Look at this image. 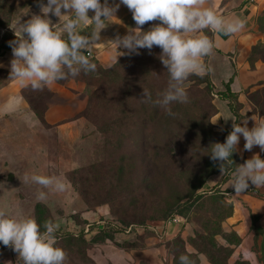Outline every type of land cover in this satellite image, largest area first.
<instances>
[{
    "label": "rangeland",
    "instance_id": "374dc122",
    "mask_svg": "<svg viewBox=\"0 0 264 264\" xmlns=\"http://www.w3.org/2000/svg\"><path fill=\"white\" fill-rule=\"evenodd\" d=\"M40 14L37 0H0V209L33 218L41 231L45 221L57 224L65 264H180L181 255L192 264H264V207L255 209L224 188L237 158L223 175L210 159L211 145L225 142L227 127L226 102L214 84L191 75L184 84L188 102L171 104V116L142 99L143 89L155 100L168 86L161 48L139 49L110 66L86 52L96 70L57 81L85 83L86 107L65 123L44 119L49 86H21L10 104L2 102L4 88L16 81L9 79L12 28ZM72 15L49 19L60 28ZM263 16V40L251 60L264 61ZM89 24L77 30L87 35ZM243 92L242 120L253 127V120L264 119V80ZM33 173L62 175L65 191L22 182ZM250 187L244 193L264 202ZM40 191L46 199H37ZM174 214L184 223L168 224ZM0 264L23 261L0 243Z\"/></svg>",
    "mask_w": 264,
    "mask_h": 264
},
{
    "label": "clouds",
    "instance_id": "9594fccd",
    "mask_svg": "<svg viewBox=\"0 0 264 264\" xmlns=\"http://www.w3.org/2000/svg\"><path fill=\"white\" fill-rule=\"evenodd\" d=\"M37 3L41 14L32 15L25 22L20 18L17 28H12L16 39L9 41L13 56L10 80H17L21 86H30L33 90H43L68 76L94 72L96 64L85 53L90 52L100 40V32L106 27L104 22L116 17V12L124 5L132 13L136 27L111 41L117 49L127 50L117 51L116 59L124 55H139V49L146 48L149 52L153 46L162 49L159 59L169 74L168 86L157 94L155 100L147 89H143L142 99L164 109L170 116L175 115L171 104L188 102L185 81L191 75L205 74L202 60L213 53L214 42L203 34L204 30L232 35L245 26V21L240 18L228 20L217 15L209 6L210 0H119L111 5L108 0L103 4L101 0H47L46 4L37 0ZM89 11L94 13L92 17H89ZM67 13L73 15L60 28L49 19V14L60 19ZM89 21L94 25L92 31L82 35L77 30L78 26L81 22L87 25ZM154 21L159 23H154L147 31L143 30L146 23ZM17 29L20 35H17ZM231 120L232 131L225 142L212 144L209 154L213 162H219L222 175L226 165L233 161L232 155L238 150L241 135L245 140L244 150L251 151L258 146L264 152V119L259 122L252 119L255 122L252 128L247 126L248 119L242 120L243 126ZM249 181L255 187L264 186V159L259 154L238 165L230 186L239 195L249 188ZM22 182L53 192L66 189L62 175L25 174ZM37 199H46V193L40 191ZM43 228L41 231L40 225L31 217L0 209V243L17 252L23 264H65L67 254L57 246L58 225L45 221ZM179 261L180 264H192L187 255H181Z\"/></svg>",
    "mask_w": 264,
    "mask_h": 264
},
{
    "label": "crops",
    "instance_id": "0c3cea01",
    "mask_svg": "<svg viewBox=\"0 0 264 264\" xmlns=\"http://www.w3.org/2000/svg\"><path fill=\"white\" fill-rule=\"evenodd\" d=\"M108 2L113 4L118 3L119 0H108ZM209 6L212 7L217 15L223 16L225 19L240 18L245 21L244 28L232 35H224L208 29L204 30L203 34L207 35L214 42V50L211 55L202 60L204 64L206 59L205 65L208 71H210L211 80L216 91L223 90L225 83L233 77L230 87L232 91L239 93V101L244 102L243 91L247 87L264 80V61L254 60L251 62L249 60L252 47L263 40V34L257 25V18L264 9V0H210ZM115 15L116 17H112L104 22L106 27L100 32V40L92 46L90 51V55L93 53L92 55L99 59L104 66H110L117 61V51L127 52L122 47L117 49L116 45L111 41L115 40L117 35L122 37L128 33L129 29L136 27L132 13L126 6L121 5ZM91 25L89 24L88 27L89 34L94 26ZM20 87L21 85L17 80L5 87L2 102L10 104L15 99L16 90ZM49 87L52 95L48 101L44 119L50 123H65L67 120L78 116L86 107L87 96L85 83L82 81L74 79L69 80L67 83L56 81ZM224 101L226 102V109L224 111L227 123L226 129H230L233 124L231 119L235 120L236 117L230 111L227 101ZM244 144L245 140L241 135L237 146V155L240 160H243L242 164L256 154H259L260 157L264 154L258 146H254L251 151H246L244 150ZM232 176L223 183L224 188L229 187L234 189L230 186ZM249 186L264 194V186L255 187L250 181ZM235 196L238 197L239 201H247L255 209L264 207V202L255 196L245 194L244 192L236 195L234 192L233 197Z\"/></svg>",
    "mask_w": 264,
    "mask_h": 264
},
{
    "label": "trees",
    "instance_id": "16d2710c",
    "mask_svg": "<svg viewBox=\"0 0 264 264\" xmlns=\"http://www.w3.org/2000/svg\"><path fill=\"white\" fill-rule=\"evenodd\" d=\"M263 12H264V9H263V11L260 13V15L257 18V25H259V20H260L261 14ZM259 43H257V44H259ZM254 46L252 47L251 53L249 55V60L251 62L254 61V60H251L250 58L252 57L253 53L256 52L255 49H254ZM205 62H206V59H205ZM205 62H204V65H205ZM205 71H206L205 74L203 76H200V77L203 78V81H205L208 86H211V84H213V83H212V80H211V77H210V71H208V68L206 67V65H205ZM232 80H233V77L230 78V80L225 83V88L223 90H218L217 93L219 94V96L222 99L227 100V104H228V107H229L230 111L236 117L235 122L236 123H241V125H242V119L244 118V115L240 112V108H239V104H240L239 93H236V92L232 91V89L230 87V84H231ZM51 95H52V92H51ZM231 131H232V128L226 129L225 132H224L225 136L227 137V135ZM236 158L239 160V163H240L239 165H241L243 163V160H240L238 158L237 151L233 153L232 160L236 159ZM175 213H177V212H175Z\"/></svg>",
    "mask_w": 264,
    "mask_h": 264
},
{
    "label": "built area",
    "instance_id": "2783aa9c",
    "mask_svg": "<svg viewBox=\"0 0 264 264\" xmlns=\"http://www.w3.org/2000/svg\"><path fill=\"white\" fill-rule=\"evenodd\" d=\"M88 55H90V52H87ZM185 218L182 217L180 214H174L173 216H171L169 218V220L167 221L168 224H183L184 223Z\"/></svg>",
    "mask_w": 264,
    "mask_h": 264
}]
</instances>
